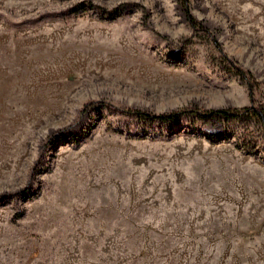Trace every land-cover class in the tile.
<instances>
[{"label":"rangeland","instance_id":"obj_1","mask_svg":"<svg viewBox=\"0 0 264 264\" xmlns=\"http://www.w3.org/2000/svg\"><path fill=\"white\" fill-rule=\"evenodd\" d=\"M244 106L264 0H0V264H264V128L187 113Z\"/></svg>","mask_w":264,"mask_h":264},{"label":"trees","instance_id":"obj_2","mask_svg":"<svg viewBox=\"0 0 264 264\" xmlns=\"http://www.w3.org/2000/svg\"><path fill=\"white\" fill-rule=\"evenodd\" d=\"M187 16H188L187 19L191 24V26L193 28H196L197 25L196 21L193 19V17L190 14H188ZM199 30H204V28L199 26ZM236 73L240 76L241 79L247 80L249 82L251 81L250 76L247 75V73H244L239 69H236ZM122 113L128 116H132L137 121L163 124L181 119L180 117L185 113V111H172L168 113L155 114L146 111L133 110V111H122ZM187 113L191 114L196 119H199L200 121L203 122H206L211 118H219L223 120H238V119L242 120V119L250 118L256 121L259 125H261L264 128L263 114L259 109V107L244 106L241 108L209 109L206 111L192 109V110H188ZM242 147L248 153L253 152L254 146H252V144L248 140L247 141L245 139L243 140Z\"/></svg>","mask_w":264,"mask_h":264}]
</instances>
